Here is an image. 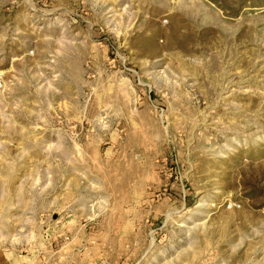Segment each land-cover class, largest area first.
I'll return each mask as SVG.
<instances>
[{"label":"rangeland","instance_id":"rangeland-1","mask_svg":"<svg viewBox=\"0 0 264 264\" xmlns=\"http://www.w3.org/2000/svg\"><path fill=\"white\" fill-rule=\"evenodd\" d=\"M0 264H264V0H0Z\"/></svg>","mask_w":264,"mask_h":264}]
</instances>
